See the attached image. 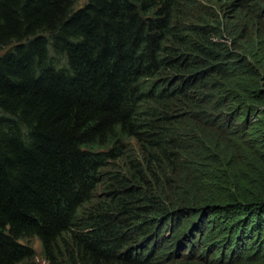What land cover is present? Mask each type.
I'll list each match as a JSON object with an SVG mask.
<instances>
[{
	"label": "trees",
	"instance_id": "1",
	"mask_svg": "<svg viewBox=\"0 0 264 264\" xmlns=\"http://www.w3.org/2000/svg\"><path fill=\"white\" fill-rule=\"evenodd\" d=\"M220 1L0 0V264H264V0Z\"/></svg>",
	"mask_w": 264,
	"mask_h": 264
},
{
	"label": "rangeland",
	"instance_id": "2",
	"mask_svg": "<svg viewBox=\"0 0 264 264\" xmlns=\"http://www.w3.org/2000/svg\"><path fill=\"white\" fill-rule=\"evenodd\" d=\"M187 3H189L187 10H184L186 13H190V16L201 18V17H207L210 18V16H218V13L220 12L222 2L220 0H187ZM224 3V2H223ZM84 4V1H80L78 3V6H81ZM223 16V13L222 15ZM194 21V18L191 20V22ZM247 34V33H245ZM31 245L35 252V260H37L39 263L42 264L40 260V247L39 243L36 240L31 241Z\"/></svg>",
	"mask_w": 264,
	"mask_h": 264
}]
</instances>
